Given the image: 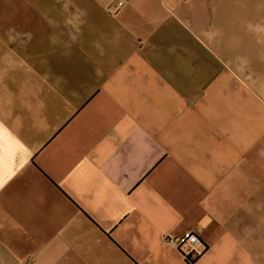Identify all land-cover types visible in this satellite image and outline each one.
Segmentation results:
<instances>
[{"label": "crops", "instance_id": "0c3cea01", "mask_svg": "<svg viewBox=\"0 0 264 264\" xmlns=\"http://www.w3.org/2000/svg\"><path fill=\"white\" fill-rule=\"evenodd\" d=\"M0 264H264V0H0Z\"/></svg>", "mask_w": 264, "mask_h": 264}, {"label": "built area", "instance_id": "2783aa9c", "mask_svg": "<svg viewBox=\"0 0 264 264\" xmlns=\"http://www.w3.org/2000/svg\"><path fill=\"white\" fill-rule=\"evenodd\" d=\"M123 5V2H119L114 8V12H119ZM166 241L174 243L188 261H194L203 252L201 240L195 232H186L177 238H166Z\"/></svg>", "mask_w": 264, "mask_h": 264}, {"label": "trees", "instance_id": "16d2710c", "mask_svg": "<svg viewBox=\"0 0 264 264\" xmlns=\"http://www.w3.org/2000/svg\"><path fill=\"white\" fill-rule=\"evenodd\" d=\"M190 262H192V263H193V261H190Z\"/></svg>", "mask_w": 264, "mask_h": 264}]
</instances>
